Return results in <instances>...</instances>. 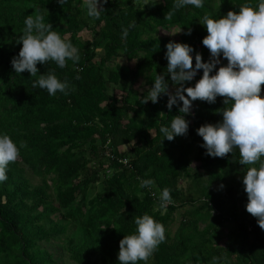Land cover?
<instances>
[{
    "label": "trees",
    "instance_id": "obj_1",
    "mask_svg": "<svg viewBox=\"0 0 264 264\" xmlns=\"http://www.w3.org/2000/svg\"><path fill=\"white\" fill-rule=\"evenodd\" d=\"M203 2V8L185 6L168 20L175 0H109L100 19L87 16L84 0L64 6L57 0H0V135L8 134L20 152L0 183V264H65V257L68 264H119L120 241L136 232L134 217L145 213L164 225L166 236L147 264H212L214 256L221 258L217 264H264V230L246 210L243 178L250 166L239 163L238 149L224 158L206 155L197 134L205 124L222 122L217 110L225 107L224 98L193 101L185 116L188 133L173 141L159 130L181 115L182 101L171 111L164 94L145 104L155 76L166 73L169 42L192 46L193 66L197 52L208 62L202 43L208 32L200 19H219L259 0ZM40 10L44 22L78 48L80 60L75 66L67 60L64 68L38 63L34 77L16 74L11 60L22 48L17 40L24 21ZM124 28L129 32L122 40ZM161 28L181 32L163 36ZM85 30L91 38H83ZM119 58L135 60V68L111 65ZM220 60L212 75L228 63L222 54ZM47 71L67 79V95L33 88ZM142 76L147 87L139 93L133 84ZM202 76L198 70L185 87ZM165 80L174 92L178 85L170 74ZM147 179L154 185L141 188ZM165 187L172 203L162 209Z\"/></svg>",
    "mask_w": 264,
    "mask_h": 264
},
{
    "label": "clouds",
    "instance_id": "obj_2",
    "mask_svg": "<svg viewBox=\"0 0 264 264\" xmlns=\"http://www.w3.org/2000/svg\"><path fill=\"white\" fill-rule=\"evenodd\" d=\"M108 2L109 0H84L87 16L100 19L104 12L103 5ZM57 3L64 6L67 0H57ZM188 5L203 8L204 2L175 0L165 19L170 20L175 11ZM200 23L206 26L208 32L202 43L210 51L209 61L204 62L202 54L197 52L193 66V47L186 43L169 42L166 45L165 58L168 65L165 75L170 74L171 81L178 87L174 92L170 91L165 75H156L149 88L150 98L145 100V104L148 101L157 103L164 94L168 96L167 107L171 111L173 105L182 101L183 106L179 108L181 115L173 116L170 127L162 126L159 130L165 139L173 141L177 136L187 135L189 121L185 116L192 114L193 101L213 104L218 96L224 98L225 107L217 110L222 113V122L205 124L197 129V134L204 141L201 147L211 157L224 158L233 153L234 149L239 150V163L250 166L245 167L246 175L243 178L248 195L246 210L257 218L259 227L264 230V96L261 95L264 87V0H259L257 5H240L238 11H229L219 19L205 14ZM24 24L26 27L23 35L17 40L22 48L18 56L11 60L16 74L27 71L34 77L39 72L38 63L54 61L58 67L64 68L67 60H71L74 66L79 62L78 48L54 31L52 23L44 22L42 10L28 15ZM135 26L134 21L129 27ZM128 32L129 28L123 29L122 40L127 38ZM185 34L190 35L191 29ZM221 54L228 63L219 67L216 74L212 75L217 65L221 64ZM201 69L203 76L195 86L185 87L184 82L192 81ZM32 86L46 89L52 96L57 92L67 95L70 87L67 79L61 81L52 71L41 74ZM19 147L25 145L21 143ZM19 155V148L12 138L8 134L0 135V183L7 180L8 165L16 162ZM123 162L127 164L128 160L124 159ZM153 185L154 181L147 179L141 181L140 187L150 188ZM155 195L153 192V196ZM159 201L162 209L172 203L169 188L165 187L160 192ZM134 223L137 226L136 232L125 235L120 241L119 264H137L138 261L147 264L158 246L166 239L164 225L151 215L145 213L143 216H135ZM220 259L214 256L212 264H217Z\"/></svg>",
    "mask_w": 264,
    "mask_h": 264
},
{
    "label": "rangeland",
    "instance_id": "obj_3",
    "mask_svg": "<svg viewBox=\"0 0 264 264\" xmlns=\"http://www.w3.org/2000/svg\"><path fill=\"white\" fill-rule=\"evenodd\" d=\"M160 30H161V35H163V36L168 35V34H166V32H169V34L177 32V30H169V29H163V28H161ZM176 34H175V36H176ZM81 35L83 36V38H86V39L91 38V36H92V34L88 30H85L84 32H82ZM117 62L122 63L126 67L127 70H129V68H135V63H136L135 60L127 61L126 58H119V59L113 60L111 62V65H114ZM133 87L135 88V90L137 92L142 93V91L147 87L144 77L142 76L141 78H139L138 81H135V83L133 84ZM113 91L116 95H118V97H120L122 94V92L117 87H115L113 89ZM194 107H195V105L193 102L192 109H194ZM33 179H34V182H39V180H40V178L38 176H33ZM184 185H185V183H184ZM184 208H181L176 213V220L170 226L172 231H175V229L178 227V225H179L178 223H179L180 219L182 218L181 214L185 210ZM64 262H65V264L70 263V261L67 257H65Z\"/></svg>",
    "mask_w": 264,
    "mask_h": 264
},
{
    "label": "built area",
    "instance_id": "obj_4",
    "mask_svg": "<svg viewBox=\"0 0 264 264\" xmlns=\"http://www.w3.org/2000/svg\"><path fill=\"white\" fill-rule=\"evenodd\" d=\"M251 230V228H249Z\"/></svg>",
    "mask_w": 264,
    "mask_h": 264
}]
</instances>
